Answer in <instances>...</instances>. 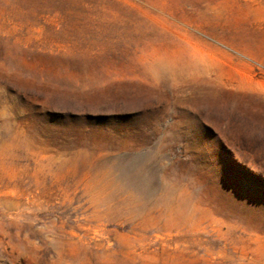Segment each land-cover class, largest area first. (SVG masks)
<instances>
[{"label": "rangeland", "instance_id": "1", "mask_svg": "<svg viewBox=\"0 0 264 264\" xmlns=\"http://www.w3.org/2000/svg\"><path fill=\"white\" fill-rule=\"evenodd\" d=\"M0 264H264V0H0Z\"/></svg>", "mask_w": 264, "mask_h": 264}]
</instances>
